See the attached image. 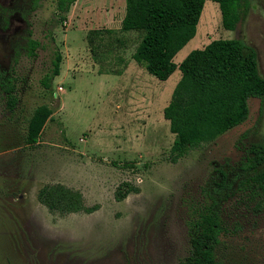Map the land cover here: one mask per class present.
Listing matches in <instances>:
<instances>
[{"label":"rangeland","instance_id":"obj_1","mask_svg":"<svg viewBox=\"0 0 264 264\" xmlns=\"http://www.w3.org/2000/svg\"><path fill=\"white\" fill-rule=\"evenodd\" d=\"M124 14L125 0H76L63 21L56 0H40L25 24L15 16L5 28L0 18V68L16 78L17 99L9 111L0 91V264H178L189 255L185 222L200 188L214 169L237 163L248 144L264 145V101L252 98L245 122L171 163L174 135L162 112L181 74L161 82L134 62L126 68L141 33L120 30ZM28 32L40 44L36 57L20 50L13 62L14 45H24ZM217 39L253 48L264 78V0H250L233 31L222 28L218 5L205 2L174 63ZM56 53L59 75L44 90ZM41 105L52 120L29 146L27 123ZM123 182L138 192L117 201ZM45 184L78 191L97 208L51 213L36 199ZM223 221L217 260L264 264V209L235 197L224 204Z\"/></svg>","mask_w":264,"mask_h":264},{"label":"trees","instance_id":"obj_2","mask_svg":"<svg viewBox=\"0 0 264 264\" xmlns=\"http://www.w3.org/2000/svg\"><path fill=\"white\" fill-rule=\"evenodd\" d=\"M40 0H23L19 14L23 20L39 7ZM218 5L222 28L233 31L246 16L250 0H125L122 32L141 33V40L131 58L158 81H166L175 70L181 76L175 85L163 118L174 135L167 159L175 164L190 151L212 143L226 132L241 125L249 115V99L264 101V78L258 71L257 54L239 39L212 40L204 48L191 51L180 64L173 59L195 36L205 2ZM76 0H56V11L62 20ZM1 14H7L0 7ZM25 44L14 45V59L24 50L29 58L36 57L40 47L30 38ZM61 55L56 53L50 73L41 80L44 90L59 75ZM16 78L0 68V91L5 95L7 109L13 111ZM53 111L48 105L34 109L26 128L25 142L38 143ZM132 168V164H124ZM138 189L128 182L115 190V199L122 201ZM199 198L189 207L185 222L189 255L178 264H222L216 248L224 232L223 206L229 200L255 202L257 211L264 209V145L251 143L243 149L242 158L233 165L214 169ZM37 201L49 212L67 215L90 214L97 207H87L80 192L61 184H45L36 194Z\"/></svg>","mask_w":264,"mask_h":264},{"label":"flooded vegetation","instance_id":"obj_3","mask_svg":"<svg viewBox=\"0 0 264 264\" xmlns=\"http://www.w3.org/2000/svg\"><path fill=\"white\" fill-rule=\"evenodd\" d=\"M24 5H23V0L22 1H20L19 3H16L15 5L14 4H12V5H9V6H4V5H2L1 3H0V7L1 8H3V9H5L6 10V13L7 14H1V12H0V18H2V16H6V18H5V28L7 27V26H9L10 25V23H11V19L13 18V17H17V16H19V20H21L22 21V23L23 24H25V20H23L22 18H21V16H20V14H19V8H21V7H23ZM3 72H5V73H8L9 71L7 70V68L6 69H1Z\"/></svg>","mask_w":264,"mask_h":264},{"label":"crops","instance_id":"obj_4","mask_svg":"<svg viewBox=\"0 0 264 264\" xmlns=\"http://www.w3.org/2000/svg\"><path fill=\"white\" fill-rule=\"evenodd\" d=\"M124 5V4H123ZM124 12V11H123ZM123 17H124V15L122 16V18L120 19V24H121V21H122V19H123ZM124 33H131V32H124ZM182 50V49H181ZM180 50V51H181ZM180 51L178 52L179 54H180ZM182 52V51H181ZM178 53L176 54L177 56H178ZM133 54V53H132ZM132 54H131V56H132ZM183 57H184V55L181 57V59L180 60H182L183 59ZM175 58V57H174ZM125 62H127V60L125 61ZM133 62L135 63V61L132 59V58H130V61L128 62V64H127V66H126V68L128 67V66H131V65H133ZM181 63V62H180ZM179 63V64H180ZM178 65V64H177Z\"/></svg>","mask_w":264,"mask_h":264}]
</instances>
